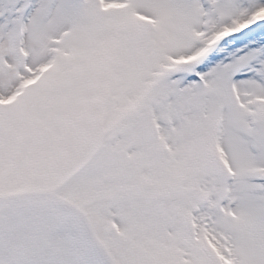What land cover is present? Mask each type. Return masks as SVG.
Returning <instances> with one entry per match:
<instances>
[{"label":"snow or ice","instance_id":"snow-or-ice-1","mask_svg":"<svg viewBox=\"0 0 264 264\" xmlns=\"http://www.w3.org/2000/svg\"><path fill=\"white\" fill-rule=\"evenodd\" d=\"M0 264H264V0H0Z\"/></svg>","mask_w":264,"mask_h":264}]
</instances>
